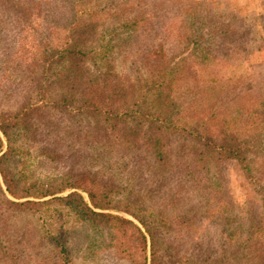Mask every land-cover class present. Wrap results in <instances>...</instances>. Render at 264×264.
Listing matches in <instances>:
<instances>
[{
	"label": "trees",
	"instance_id": "trees-1",
	"mask_svg": "<svg viewBox=\"0 0 264 264\" xmlns=\"http://www.w3.org/2000/svg\"><path fill=\"white\" fill-rule=\"evenodd\" d=\"M247 32L205 0H0V264H39L18 219L49 208L72 221L41 232L54 264H70L66 234L89 226L135 264H264V80L233 72ZM227 159L246 200L213 181ZM192 183L230 199L217 238L181 254L164 213Z\"/></svg>",
	"mask_w": 264,
	"mask_h": 264
},
{
	"label": "rangeland",
	"instance_id": "rangeland-1",
	"mask_svg": "<svg viewBox=\"0 0 264 264\" xmlns=\"http://www.w3.org/2000/svg\"><path fill=\"white\" fill-rule=\"evenodd\" d=\"M205 1L217 12H220L222 14H236L239 18L243 19L244 26L248 31V37H246L248 38V43L246 45L247 52L241 53L240 60L242 66L240 68H236L233 72L237 74H252L255 75L256 78H258V81L259 79L264 80V0ZM174 51L177 52V49L174 48ZM117 63L118 69L122 74L132 75L133 70L129 62L124 59L123 55H118ZM210 67L213 70H216L218 68V66H215L213 64ZM228 70H232V67H229ZM132 78L134 77L132 76ZM0 108H7L6 104H2L1 99ZM187 153L191 154V149H189ZM189 154L188 157L191 156ZM65 163L66 162L63 160L60 164V169H66ZM215 167L217 166H214L213 171L215 179H213V181L215 182V185H217L216 187H226L227 193H229L231 196H240L242 200H246L249 198L253 189L250 188V185L246 182L241 168L235 160H225L221 165V168L219 167V170H215ZM212 187L213 185L210 183L207 188L192 183V186L186 185L182 188L175 186V189L172 190L179 191L182 197L178 198V201L176 203L178 205L167 207L164 214L167 215L168 218H170L169 222L172 225L170 229L171 236L175 239L181 240L182 242V245L180 247L182 248L180 249L181 254L187 251V253H190L191 251H198L199 246H197L195 241H197V243H200L204 240H207L208 237H211L213 240H215L218 236L217 227L212 223L211 219L214 216L217 217V214L220 212L219 210L222 208L220 204H224L222 199H230V197H228L227 193L226 196L223 197V195L225 194H218V190L216 192H213L211 190ZM157 196L154 200V203L157 208H161V198ZM199 205L205 206L206 211H202V209L199 208ZM188 206H192L190 207L191 209H189ZM58 213L59 212H57L56 210L54 211L49 208L48 211L46 210L44 213L39 214L22 213L20 218L18 219V222L21 226H29L28 238H30L31 242L35 244L38 242L37 244H39V247L34 251L39 260V264H54L51 261V249L45 243L40 244L38 241L41 238L42 230L46 227H49L52 229L55 228L54 230L56 231L62 230L61 232L63 233L65 231L68 232V229L72 226V221L68 220L67 217H61L60 215H58ZM123 214L127 217L133 218L127 213L123 212ZM183 220H185V222ZM76 225L82 226L81 223H76ZM74 229H76V227ZM81 230L82 232H84L85 236H78L80 235L79 233H81L78 232L79 230H72V232L66 234L67 237L70 236V264H135L129 262V260L120 258L119 255L121 256L122 254L119 251V255H117V253L113 249V251L111 249H107L106 243L101 244L100 241L102 240L99 241V235L101 233L98 234L97 231L92 229L90 226L88 227V229L86 227H83V229ZM171 236L169 240H171ZM84 237L87 238V241L89 239H95L97 241L92 246V250H96V252L98 253L97 257H94L95 259L93 260H83L84 256L81 252H83L82 250L84 247H82L79 242H81L82 245L85 246L86 241L83 239ZM116 238V247L118 246V243L121 244L122 238L125 240L124 242H127L128 240V237H123L120 235V233H118V237ZM117 249L119 250V246L117 247ZM132 252L135 254V256L137 255V253H135V250H133ZM190 257H192V254L190 255ZM187 264L194 263L187 262Z\"/></svg>",
	"mask_w": 264,
	"mask_h": 264
}]
</instances>
